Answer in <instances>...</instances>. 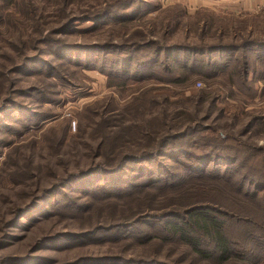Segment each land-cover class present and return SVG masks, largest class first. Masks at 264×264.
<instances>
[{"label":"trees","instance_id":"1","mask_svg":"<svg viewBox=\"0 0 264 264\" xmlns=\"http://www.w3.org/2000/svg\"><path fill=\"white\" fill-rule=\"evenodd\" d=\"M134 1L0 0V33L14 28L18 34L9 32L7 44L13 46L20 40L23 46L15 47L11 55H16L12 63L16 65L0 73L1 90L11 94L23 78L17 74L42 59L41 45L58 34L85 30L98 37L105 35L101 44L75 45L78 48L145 44L153 50L147 59L120 55L116 63L123 64L122 70L108 71L107 83L126 89L123 92L136 83L138 91L130 89L125 103L119 104L114 95L105 96L74 114L73 131L65 120L46 127L40 139L12 148L10 156L26 148L27 166H16L13 173L22 176L27 172L30 183L17 179V201H12L8 215L1 212L0 223L10 228L27 210L64 187L92 201L100 191L105 200H123L124 207H116L110 216L124 209L128 213L120 219H127L97 225L80 233L83 236L98 230L122 232L140 221L153 220L152 226L160 229L156 238L185 246L199 264L264 263V142L252 138H264V111L247 108L246 99L252 95L243 92L250 89V77H256L264 99L262 14H239L222 7L199 8L189 14L177 4L160 9V4L146 2L141 9L137 4L131 6ZM11 4L15 13L8 10ZM141 10L142 41H113L111 31L137 25L135 17ZM102 19L117 23H103L91 31L74 27L79 21ZM137 32L132 30L134 35ZM149 34L160 39H149ZM250 48L253 56H238L240 50ZM206 54L208 61L200 57ZM213 57L217 63H212ZM156 63L162 64L166 75H155L156 83L150 84L149 70ZM54 64L48 62L52 70ZM52 70H38L33 79H52ZM199 80L203 86L196 90ZM32 90L42 91L35 83ZM2 101L0 111L7 109ZM29 107L28 115H40L39 109ZM161 158L172 160L179 171L172 173L161 166L154 173V163ZM253 158H260L261 164L247 161ZM41 160L46 162L43 166ZM129 162L135 165L127 170ZM252 186L255 190H250ZM26 188L29 191L23 197ZM158 189L165 190L153 199L159 203L144 205L142 193ZM3 238H9L6 232ZM92 260L99 264H166L110 255Z\"/></svg>","mask_w":264,"mask_h":264},{"label":"rangeland","instance_id":"2","mask_svg":"<svg viewBox=\"0 0 264 264\" xmlns=\"http://www.w3.org/2000/svg\"><path fill=\"white\" fill-rule=\"evenodd\" d=\"M216 1L136 0L131 6L137 4L142 9V4L147 2L148 4H160V9H163L177 4L185 6L189 14L199 8L222 7L239 14H262L260 19L261 21L264 20V6L254 10H246L237 8L233 0L228 1V3L227 0H219L217 4H214ZM12 6V4L9 5L8 10L11 9L15 13ZM135 19L134 22L137 25L131 28L115 27L111 31L112 40L120 42L122 39L121 42H123L124 39L128 38L140 43L142 41V10ZM103 23L113 24L117 22H105L103 19L98 21L84 20L76 22L74 27H86L87 30L91 31L96 28L99 29ZM133 29L140 32L134 35L132 34ZM9 32L16 36L18 34L14 28H10L7 33L1 30L0 73L16 65L12 64L13 57H16V55H11L15 52V47H23L20 45V40H15L13 46H8ZM82 32H85V34ZM147 37L149 39H160L150 34ZM57 39H61V41H57ZM104 39L105 35L98 37L95 32L86 33L85 30H79L68 35H55L51 41L41 45L43 46L41 51L43 58L37 62H31L25 70L17 74L23 78L17 83L15 93L11 94L9 91L6 92L5 89L1 90L0 84V103L2 100V103L6 101L4 105L7 106L6 110L0 111V215L1 212L6 215L12 201H17L18 187L15 184L19 182L17 179H21L24 183H30V174L27 172L22 176L14 174L16 166H27L26 148H22L18 154L10 156L9 152L12 151V148L31 139H40L46 133V127L60 124L65 120H68L70 129L73 131L76 125L74 114L82 111L85 105L108 95H114L118 103L123 104L130 97L129 94L127 95L130 89L135 90L133 93L138 91L135 82L129 85L130 88L126 92H123L126 89L122 90L117 87L118 85L107 83L108 71H111L110 69L122 70L123 64L116 63L120 55L134 56L135 60L147 59L153 54L152 48H145V44L139 46L125 44V48L120 46H111L110 48L75 47L79 44L85 46L99 42L101 44ZM144 43H146V40ZM251 50V48L242 52L240 50L238 56L242 53L253 56ZM53 51H56V54ZM200 57L204 61H208L210 58L207 54ZM216 61V58L213 57L212 63H217ZM48 62L55 63L53 70L52 67H49ZM4 66L5 68H3ZM49 68L53 71L54 76L52 79L45 77L41 80L33 79L38 70ZM149 73L150 84L156 83L153 80L155 75H166L163 72L161 63L154 64ZM198 82L200 84H197ZM34 83L42 89L41 92L32 90ZM5 84L8 85L7 82ZM202 86V80L195 82L194 87L196 90ZM248 86L250 89L243 91L245 95H252L246 99L247 108L261 107L264 111V99L260 97L261 82L256 77L251 76L248 80ZM122 95H127V97L121 98ZM9 97H11V100H7ZM27 106H32V108H29L35 111L39 109L40 112L38 113L40 115H28L30 112H28ZM44 117L47 118L43 120ZM252 138L261 144L264 142V138L262 139L259 136ZM247 161L255 165L261 164L260 158ZM45 163L41 160L40 166ZM154 164V173L160 172L161 166H163L162 169H168L172 173H175L176 170L179 171L176 168L177 164L167 158H161ZM134 165L135 163L129 162L126 169H132ZM43 183L41 182L39 187ZM246 186L249 187V184ZM61 189V191L51 193L45 200L38 202L32 209L27 210L10 228L5 229L0 223V264H99L92 258L103 255L145 262L157 260L166 264H199L191 258V252L185 246L175 241H162L160 238H156V233L160 229L152 226L153 220L140 221L122 232L98 230L85 236L81 235L80 233L85 230H91L97 225L109 223L111 220H114V223L125 221L127 218L120 219L128 213L124 209L118 210L110 216L113 209L116 207L123 208L125 204L122 199L113 197H110V200H105L100 191L97 193L98 197L92 201L90 197L72 192L67 187ZM250 190H255V188L252 186ZM28 191L29 188L22 190L23 197H27ZM153 192L142 193L144 205H151L149 201L157 205L159 202L154 203V197L156 195L161 197L164 195L165 190L158 189ZM5 232L9 237L8 239L3 238ZM237 233L240 234V231H237ZM149 235L154 236L149 240H145L144 238ZM103 263L115 264L111 261H104ZM120 264L128 263L120 262ZM260 264L264 263L261 262Z\"/></svg>","mask_w":264,"mask_h":264},{"label":"crops","instance_id":"3","mask_svg":"<svg viewBox=\"0 0 264 264\" xmlns=\"http://www.w3.org/2000/svg\"><path fill=\"white\" fill-rule=\"evenodd\" d=\"M218 1L219 0H217L214 4H217ZM228 1L230 0H227L226 2L228 3ZM233 2L237 5V8H242L246 10H254L264 6V0H233Z\"/></svg>","mask_w":264,"mask_h":264},{"label":"built area","instance_id":"4","mask_svg":"<svg viewBox=\"0 0 264 264\" xmlns=\"http://www.w3.org/2000/svg\"><path fill=\"white\" fill-rule=\"evenodd\" d=\"M197 84H200L199 82Z\"/></svg>","mask_w":264,"mask_h":264}]
</instances>
